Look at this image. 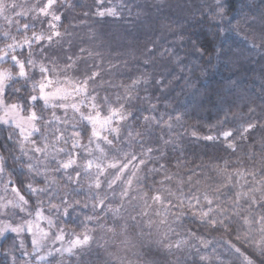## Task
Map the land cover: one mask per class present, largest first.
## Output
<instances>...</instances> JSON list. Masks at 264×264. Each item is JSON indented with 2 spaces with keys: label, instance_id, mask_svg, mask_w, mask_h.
Returning <instances> with one entry per match:
<instances>
[{
  "label": "clouds",
  "instance_id": "9594fccd",
  "mask_svg": "<svg viewBox=\"0 0 264 264\" xmlns=\"http://www.w3.org/2000/svg\"><path fill=\"white\" fill-rule=\"evenodd\" d=\"M12 2L5 0L11 36L0 40L8 60L0 70L11 72L0 88V190L11 182L23 199L0 191V225L36 222L39 212L46 236L35 226L31 234L3 233L0 264H37L49 252L47 264H264V220L249 227L229 204L237 181L264 183V0H56L53 11L62 19L30 11L23 22ZM14 2L30 8L43 0ZM12 37L31 45L13 51ZM12 56L24 64V76ZM48 79V92L85 91L46 101L39 85ZM93 103L105 115L120 108L125 117L115 124L119 135L103 133L110 140L104 173L88 167L96 142L81 113ZM9 106L35 116L28 140L4 115ZM74 131L82 134L75 137L79 148ZM70 158L76 163L63 167ZM129 158L137 161L131 187L127 176L110 187L109 162ZM257 204L243 208L259 218L264 207ZM85 232L86 246L64 252ZM177 240L188 243L178 247Z\"/></svg>",
  "mask_w": 264,
  "mask_h": 264
},
{
  "label": "snow or ice",
  "instance_id": "6c2138e0",
  "mask_svg": "<svg viewBox=\"0 0 264 264\" xmlns=\"http://www.w3.org/2000/svg\"><path fill=\"white\" fill-rule=\"evenodd\" d=\"M29 0H25V3L27 4ZM56 0H43L42 5L37 4L33 5L30 8L26 7L25 4H20L17 5L14 0L10 4V7L12 9L16 10V18L19 17H25L27 16V13L30 11H35L38 15L44 16L52 20H60L62 17L56 16L54 13V8H55ZM19 9V10H17ZM0 20H6V23L8 25V31L0 32V40H8L11 36V26L13 23V19L10 16H6L5 13V0H0ZM49 27L55 29L56 24L54 23H49ZM29 28L28 24H25L23 27V31L27 32ZM16 32L19 33L21 32V28L17 26ZM52 35H58L55 31H53ZM33 39L36 41H40L41 37L36 35L35 33L33 34ZM51 39V37H49ZM13 43L8 44L7 47L9 49H12L13 51L15 50L16 47H30L31 42L25 38L23 40L22 44H17L15 42V37H12ZM11 61L13 63V66L18 69V74L20 76L25 75V67L24 64L18 59L16 56L11 57ZM2 62H8L7 60V52L0 50V63ZM44 70V69H42ZM46 71V70H44ZM11 78V72L8 70H0V88L3 87V84L5 81ZM52 81L48 79L47 83H40V92H41V98L44 100H49L52 98H60V99H68L71 96L75 94L76 91H79L80 93H83L85 91V88L83 86H78L77 88L69 87V86H57L53 89V91L48 92L47 89L51 87ZM74 111L80 112V105L73 103L69 105ZM4 115L8 118H11L15 125L20 129L21 134L25 140H28L31 135V131L35 130V125L32 123V121L35 119L34 115H30L29 117H23L20 115L19 111L16 110L15 106H9L8 109L4 110ZM81 118L87 122V125L90 127V132H91V139L90 143L92 140H95V150H94V155L88 162V167L91 169L93 166H96L98 169L99 173H104L105 169L103 167H100L104 163L105 160L108 159L107 156V151L110 147V140L108 136H105L103 133L111 130V132L114 135H119L120 129L115 127V124H119L122 122L125 117L121 114V109L120 108H110L108 110V113L105 115L101 110H96L95 104H90L89 105V112L88 113H81ZM82 135L81 133L78 132H73V148H79L80 146V141L78 139H75V137H78ZM225 136H229V133H224ZM62 137H57V140L61 139ZM49 146L47 144L44 145V149L48 150ZM35 151L39 152L41 149L36 148ZM91 151V150H90ZM99 162V163H97ZM76 163L75 159H68L64 161L63 167L68 168L71 167ZM137 163L136 160L129 158V160H125L123 163H119L118 161H110L109 162V170L112 175V180L110 187L112 185H115L121 181V178L123 176H127L128 179L125 181L128 187H131V184L134 179V172H129V169L132 168L133 164ZM141 165L143 164V161L139 162ZM219 174L221 176H226L227 183L229 185L233 184V177L231 174L225 173L224 169L219 170ZM239 178L244 177L243 172H239L238 174ZM79 179V177H77ZM258 184V187H253L248 185L247 183L241 184L239 181H237L233 188H232V197L233 199L229 202L230 206L234 209V212L236 215L241 216L243 219V223L245 225H248L251 227L252 225L259 223L260 221L264 220V214H261L259 218L257 216L252 214L251 209H244L243 204H257V197H259L260 203L257 204V207H264V183H261L259 181L254 182ZM102 185L100 181H97V188H100ZM227 186V185H226ZM8 188L11 189L13 193H15L18 197V199L22 200L23 197L19 193V189L17 186L9 182ZM8 188H4L0 191L7 192ZM127 193L125 192V195ZM205 200L209 205L213 203V201L205 194L204 196ZM153 199L159 201L160 196L159 194H153ZM198 199L196 203H198ZM3 198L0 197V207H4V203L2 202ZM8 204L11 205L12 201H8ZM106 201L104 200H99L97 206L101 209L105 207ZM195 207V205H193ZM111 213L113 215H119V208H112L110 209ZM213 211L211 207L208 208L206 211H202L201 215L207 217L209 215V212ZM44 217L41 216V214L38 212L37 213V221H26L24 225H16L13 226L12 224H2L0 225V235H2L5 232H13V233H19L25 229L31 234L33 232V228L38 230V232L43 233L46 236V233H44V230L40 227V220H43ZM215 223V220L212 221ZM90 236L87 234V232L83 233L81 236H75L71 242L70 245L66 248H64V252L66 253H71L73 249L79 248L86 246L89 241H90ZM58 241L63 240V233L61 232L57 236ZM32 245L34 248V253L36 249L39 248V241L36 237H33L32 239ZM188 242L186 240H177L176 245L183 246L187 244ZM52 255L51 252L45 254V255H39V259L37 264H47V261L49 257Z\"/></svg>",
  "mask_w": 264,
  "mask_h": 264
},
{
  "label": "trees",
  "instance_id": "16d2710c",
  "mask_svg": "<svg viewBox=\"0 0 264 264\" xmlns=\"http://www.w3.org/2000/svg\"><path fill=\"white\" fill-rule=\"evenodd\" d=\"M17 10H19V9H17ZM21 22H23L24 20H25V17H19L18 18Z\"/></svg>",
  "mask_w": 264,
  "mask_h": 264
}]
</instances>
